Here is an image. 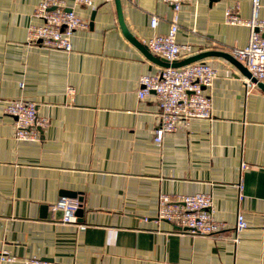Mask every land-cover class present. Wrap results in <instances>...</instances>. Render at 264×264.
I'll return each instance as SVG.
<instances>
[{"label":"crops","instance_id":"crops-1","mask_svg":"<svg viewBox=\"0 0 264 264\" xmlns=\"http://www.w3.org/2000/svg\"><path fill=\"white\" fill-rule=\"evenodd\" d=\"M120 1L141 44L167 31L170 4ZM38 2L0 0V96L33 100L48 120L38 139H16L13 117L0 109V248L56 264H264V90L248 89L223 56H205L216 69L206 88L211 116L157 143L155 93L137 90L140 75L162 65L124 34L114 0H63L88 21L68 51L27 41L29 25L40 23ZM227 8L248 18L251 0L183 3L176 40L193 54L244 46L249 28L226 22ZM258 14L264 18V0ZM63 189L81 198L76 223L50 207ZM196 191L211 195L222 230L192 234L156 219L159 193ZM239 211L247 226L236 231Z\"/></svg>","mask_w":264,"mask_h":264},{"label":"built area","instance_id":"built-area-1","mask_svg":"<svg viewBox=\"0 0 264 264\" xmlns=\"http://www.w3.org/2000/svg\"><path fill=\"white\" fill-rule=\"evenodd\" d=\"M163 1L173 9L168 29L163 34L151 35L145 40V44L151 53L171 62L193 54L190 44L176 40L178 11L183 3L190 0ZM74 2L94 7V0ZM259 6L260 0H251V14L248 18H241L232 8L225 11L226 22L243 23L249 28L247 43L242 47L233 46L228 51L240 60L256 79L252 81L250 77H244L248 89L257 86V81L264 82V18L258 14ZM34 14L40 19V23L29 25L27 41L44 47L70 50L73 32L88 25L87 19L78 15L73 8L67 9L63 0H39ZM157 22L158 16L153 14L150 25L154 27ZM215 75L216 69L202 58L179 66H162L156 72L140 75L138 96L143 97L154 91L158 103L157 122L153 129L155 142H160L165 132L187 125L192 118L211 116L210 97L206 88L211 85ZM0 109L13 117V136L16 139H38L41 129L48 121L45 116L38 114L36 103L30 99L0 96ZM246 166V162H241L240 173ZM79 205L77 198L61 195L50 207L53 211H62L59 217L62 222L76 223V210ZM155 217L167 220L179 230L192 234H214L225 227L214 215L211 195L202 191L174 195L159 193ZM77 225L81 229L86 226L83 223ZM246 226L243 214L237 212L236 231ZM233 239L237 240V236ZM0 264L56 263L36 256L19 258L8 248H0Z\"/></svg>","mask_w":264,"mask_h":264},{"label":"water","instance_id":"water-1","mask_svg":"<svg viewBox=\"0 0 264 264\" xmlns=\"http://www.w3.org/2000/svg\"><path fill=\"white\" fill-rule=\"evenodd\" d=\"M115 5H116V10H117V16H118V20H119V24L124 32V34L130 39L132 40L135 44H137L141 50H143L145 52V54L151 58L152 60H154L155 62L159 63L162 66H179V65H183L185 63L197 60V59H201L205 56L208 55H220L223 56L224 58L228 59L229 61H231L240 71L242 74H244L246 77H250V79L252 81H256V79L254 77L251 76L249 70L246 68V66L240 61L238 60L236 57H234L231 53L227 52V51H222V50H204V51H200L198 53L186 56L182 59L179 60H174V61H167L163 58L157 57V56H153L150 51L148 50L146 45H143L139 42V40H137V38L127 29V27L124 24L123 21V16H122V12H121V1L120 0H114ZM67 9H70L69 7H67ZM257 85L264 90V82L261 81H257L256 82ZM60 193L62 195H67V196H71V197H76L77 196V192L75 191H71V190H61ZM78 200L80 201V205L76 210V214H80L82 212V203H81V198L80 196L78 197ZM62 215V211L60 209L56 210V217H61Z\"/></svg>","mask_w":264,"mask_h":264}]
</instances>
